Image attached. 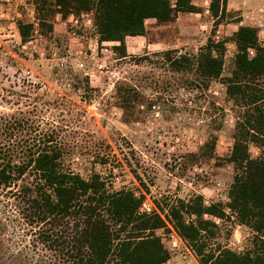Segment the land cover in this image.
Wrapping results in <instances>:
<instances>
[{
	"label": "trees",
	"instance_id": "1",
	"mask_svg": "<svg viewBox=\"0 0 264 264\" xmlns=\"http://www.w3.org/2000/svg\"><path fill=\"white\" fill-rule=\"evenodd\" d=\"M33 5V21L16 19L23 42L36 30L52 31L56 13L88 12L99 44L119 42L115 49L122 57L128 55L127 36L146 35L147 19L170 22L181 12L200 10L193 0H34ZM210 12L217 27L228 16V0H211ZM232 39L238 51L226 76L224 40L211 38L195 54L162 52L169 70L188 76L187 86L203 89L220 79L226 87L236 114L226 157L235 176L226 203L206 204L195 194L155 200L151 211L143 210V194L114 189L100 173L85 178L65 169L61 131L38 104L29 103L27 110L0 111V264H165L170 251L156 231L169 223L200 264H264V45L250 25H241ZM133 91L124 89V103ZM216 140L205 147L214 148ZM214 218H234L247 227L250 247L237 251L219 242Z\"/></svg>",
	"mask_w": 264,
	"mask_h": 264
},
{
	"label": "rangeland",
	"instance_id": "2",
	"mask_svg": "<svg viewBox=\"0 0 264 264\" xmlns=\"http://www.w3.org/2000/svg\"><path fill=\"white\" fill-rule=\"evenodd\" d=\"M33 1L0 0V111L38 104L61 131L65 169L85 178L100 173L114 189L143 194L145 211L155 200L195 194H202L206 204L226 203L235 176L226 157L236 125L226 87L220 79L203 89L187 86L188 76L169 70L162 52L195 54L211 38L224 40L222 76L228 75L238 51L232 38L241 25L256 27L264 45V0H228V16L217 27L211 0H193L199 12H181L162 23L158 34L154 31L161 45L126 57L115 49L118 42L99 44L94 15L88 12L56 13L52 31L36 30L23 42L16 19L34 20ZM129 87L137 92L124 103L121 93ZM212 137L215 147H205ZM250 149L253 157L259 155L258 147ZM214 219L219 242L237 251L250 247L247 227L234 218ZM156 232L170 251L165 264H200L171 223Z\"/></svg>",
	"mask_w": 264,
	"mask_h": 264
},
{
	"label": "crops",
	"instance_id": "3",
	"mask_svg": "<svg viewBox=\"0 0 264 264\" xmlns=\"http://www.w3.org/2000/svg\"><path fill=\"white\" fill-rule=\"evenodd\" d=\"M155 20L156 24L155 26H151L148 27L147 24V32L148 33V29H151V32L147 35H138V36H127L125 41H126V48H127V53H131L133 52V50H142L145 47L148 46V48L150 47H154V46H158L161 45L162 40H161V36H157L156 38L154 37V31L156 30V33L158 34V28H160L162 22H158L156 19H147V21H153ZM119 43V42H118Z\"/></svg>",
	"mask_w": 264,
	"mask_h": 264
},
{
	"label": "built area",
	"instance_id": "4",
	"mask_svg": "<svg viewBox=\"0 0 264 264\" xmlns=\"http://www.w3.org/2000/svg\"><path fill=\"white\" fill-rule=\"evenodd\" d=\"M82 65V64H81Z\"/></svg>",
	"mask_w": 264,
	"mask_h": 264
}]
</instances>
